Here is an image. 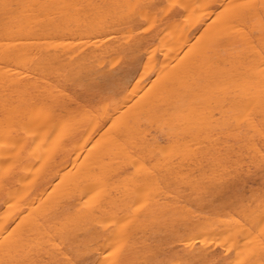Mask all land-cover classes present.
Returning a JSON list of instances; mask_svg holds the SVG:
<instances>
[{
  "label": "bare ground",
  "instance_id": "1",
  "mask_svg": "<svg viewBox=\"0 0 264 264\" xmlns=\"http://www.w3.org/2000/svg\"><path fill=\"white\" fill-rule=\"evenodd\" d=\"M0 264H264V0H0Z\"/></svg>",
  "mask_w": 264,
  "mask_h": 264
}]
</instances>
